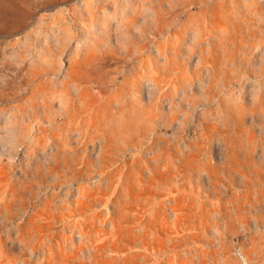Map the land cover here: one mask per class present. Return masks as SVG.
Here are the masks:
<instances>
[{"label": "rangeland", "instance_id": "obj_1", "mask_svg": "<svg viewBox=\"0 0 264 264\" xmlns=\"http://www.w3.org/2000/svg\"><path fill=\"white\" fill-rule=\"evenodd\" d=\"M0 264H264V0H0Z\"/></svg>", "mask_w": 264, "mask_h": 264}]
</instances>
